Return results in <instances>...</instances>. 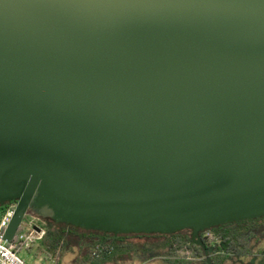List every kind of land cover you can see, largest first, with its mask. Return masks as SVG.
<instances>
[{"label":"water","instance_id":"obj_1","mask_svg":"<svg viewBox=\"0 0 264 264\" xmlns=\"http://www.w3.org/2000/svg\"><path fill=\"white\" fill-rule=\"evenodd\" d=\"M2 240L264 217V0H0ZM38 231V229H36Z\"/></svg>","mask_w":264,"mask_h":264},{"label":"trees","instance_id":"obj_2","mask_svg":"<svg viewBox=\"0 0 264 264\" xmlns=\"http://www.w3.org/2000/svg\"><path fill=\"white\" fill-rule=\"evenodd\" d=\"M13 205L15 202L2 203L0 210ZM44 221L47 232L38 242L37 252L56 264H64L68 253L76 254L70 264H119L156 258L165 264H206L204 250L192 242L190 230L172 235H114ZM199 236L205 247L212 249V264H234L242 257H250V264H264V247L259 248L264 241V217L217 226Z\"/></svg>","mask_w":264,"mask_h":264},{"label":"built area","instance_id":"obj_3","mask_svg":"<svg viewBox=\"0 0 264 264\" xmlns=\"http://www.w3.org/2000/svg\"><path fill=\"white\" fill-rule=\"evenodd\" d=\"M14 207L15 205L0 210V264H30L19 256V252L44 238L46 222L36 216L28 221L24 219L12 244H7L2 238ZM34 264H56V262L53 259H40Z\"/></svg>","mask_w":264,"mask_h":264},{"label":"rangeland","instance_id":"obj_4","mask_svg":"<svg viewBox=\"0 0 264 264\" xmlns=\"http://www.w3.org/2000/svg\"><path fill=\"white\" fill-rule=\"evenodd\" d=\"M32 217H34V216H31L30 214H28V216L25 217V221L30 220ZM47 226H48L47 223H45V229L47 228ZM21 227H22V225H21ZM45 232H47V229L45 230ZM38 242H40V241H38ZM38 242L36 241L35 243L31 244L29 246V248L21 250L19 252V256L30 264H34L40 259L41 260L45 259L43 256H41L37 252ZM135 242H139V241H135ZM260 247H264V241H262L259 248ZM75 257H76V254H69V253L65 254L64 255V261L65 260L68 262L70 261L69 262V264H70V263H72V261L74 260ZM156 260H158V261H154L152 264H165V263H163V261H160V258H156ZM250 260H251L250 257H242V258L235 259V261L233 263L234 264H250ZM156 262H158V263H156ZM125 264H128V263H125Z\"/></svg>","mask_w":264,"mask_h":264},{"label":"crops","instance_id":"obj_5","mask_svg":"<svg viewBox=\"0 0 264 264\" xmlns=\"http://www.w3.org/2000/svg\"><path fill=\"white\" fill-rule=\"evenodd\" d=\"M154 261H158L156 259H151V260H148V261H140V260H132V261H120L119 264H125V263H128V264H152ZM160 261H163L162 259H160ZM70 262V261H69ZM68 261H64L65 264H69ZM158 263V262H156ZM164 263V261H163Z\"/></svg>","mask_w":264,"mask_h":264}]
</instances>
